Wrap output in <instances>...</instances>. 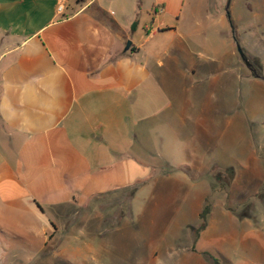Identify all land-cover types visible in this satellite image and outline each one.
<instances>
[{
  "label": "crops",
  "instance_id": "obj_1",
  "mask_svg": "<svg viewBox=\"0 0 264 264\" xmlns=\"http://www.w3.org/2000/svg\"><path fill=\"white\" fill-rule=\"evenodd\" d=\"M57 4L0 0V229L6 244L15 239L50 258L62 255L48 247L56 220L92 200L101 211L105 195L135 198L148 185L156 209L179 210V180L159 161L199 169L208 160L212 193L230 190L215 187L221 88L245 97L255 89L264 99V47L248 57L255 76L235 56L227 7L65 0L59 13ZM211 194L198 203L199 217L207 202L211 211L194 237L205 254L221 241L207 235ZM88 220L105 219L97 212ZM128 225L116 220L114 242L99 253L88 244L73 255L117 253Z\"/></svg>",
  "mask_w": 264,
  "mask_h": 264
},
{
  "label": "rangeland",
  "instance_id": "obj_2",
  "mask_svg": "<svg viewBox=\"0 0 264 264\" xmlns=\"http://www.w3.org/2000/svg\"><path fill=\"white\" fill-rule=\"evenodd\" d=\"M220 1L206 0V3L213 10L220 7L226 12L227 7L230 35L246 56L252 57L264 47V0H224L223 8ZM235 56L246 69L237 46ZM229 87L221 88L220 147L216 158L220 171L215 177V187L230 190L212 193L214 178L208 173L212 165L208 160L201 162L199 169L190 168L192 161L185 162L182 169L159 161L179 180L177 187L182 190L178 196L179 210L156 209L152 187L148 185L141 187L135 198L127 192L105 195L100 199L105 205L101 211L92 200L79 207L75 216L64 214L56 220L55 242L48 247L62 250L58 258L34 253L29 245L15 239L6 244L0 229V264H211L207 254L219 251L230 259L227 262L214 254L224 264H264V99L255 89L245 97ZM210 194L212 227L207 235L217 236L213 239L220 237L221 241L205 254L203 243L195 244L194 237L201 220L198 203L202 196L207 198ZM222 203H227L230 211ZM97 212H102L104 222L88 220ZM116 220L129 223L117 253L87 258L73 255L88 244L98 253L103 242L111 246L114 242L111 227ZM130 231L135 232L129 234ZM14 252L19 258H12Z\"/></svg>",
  "mask_w": 264,
  "mask_h": 264
},
{
  "label": "trees",
  "instance_id": "obj_3",
  "mask_svg": "<svg viewBox=\"0 0 264 264\" xmlns=\"http://www.w3.org/2000/svg\"><path fill=\"white\" fill-rule=\"evenodd\" d=\"M210 211H211V204L210 202H207L204 209L200 213L201 224L196 229V237H198L200 232L207 227ZM208 257L211 259L212 264H224L221 258H219L218 256L212 253H208Z\"/></svg>",
  "mask_w": 264,
  "mask_h": 264
},
{
  "label": "water",
  "instance_id": "obj_4",
  "mask_svg": "<svg viewBox=\"0 0 264 264\" xmlns=\"http://www.w3.org/2000/svg\"><path fill=\"white\" fill-rule=\"evenodd\" d=\"M131 45V40H128L127 41V44H126V49H128ZM237 47H238V51L241 55V58L243 59V61L245 62V64L248 66V68H250L254 75L255 76H260L258 73H257V70L254 68V65L252 64V62L250 61V59L246 56V54L244 53V51L242 50V48L240 47L239 43H237Z\"/></svg>",
  "mask_w": 264,
  "mask_h": 264
},
{
  "label": "built area",
  "instance_id": "obj_5",
  "mask_svg": "<svg viewBox=\"0 0 264 264\" xmlns=\"http://www.w3.org/2000/svg\"><path fill=\"white\" fill-rule=\"evenodd\" d=\"M65 0H58V4H57V11L59 13H62L65 9Z\"/></svg>",
  "mask_w": 264,
  "mask_h": 264
}]
</instances>
